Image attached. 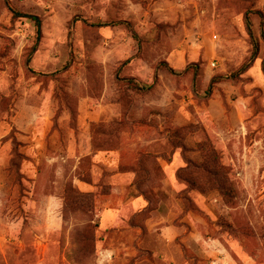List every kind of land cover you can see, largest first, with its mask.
I'll list each match as a JSON object with an SVG mask.
<instances>
[{
	"label": "rangeland",
	"instance_id": "obj_1",
	"mask_svg": "<svg viewBox=\"0 0 264 264\" xmlns=\"http://www.w3.org/2000/svg\"><path fill=\"white\" fill-rule=\"evenodd\" d=\"M11 6L0 264H264V0Z\"/></svg>",
	"mask_w": 264,
	"mask_h": 264
},
{
	"label": "trees",
	"instance_id": "obj_2",
	"mask_svg": "<svg viewBox=\"0 0 264 264\" xmlns=\"http://www.w3.org/2000/svg\"><path fill=\"white\" fill-rule=\"evenodd\" d=\"M7 5L11 8L13 14L15 17H19V18H31L35 21V24H36V27H37V34L38 36L40 37L41 36V33H42V20L39 16L37 15H31V14H28V13H24V12H20V11H17V10H14L11 6V0H5ZM127 25H129V23H127ZM130 28H132L130 25H129ZM249 32L251 35H253V31L251 30L250 26H249ZM258 45L257 43H254V48L255 50L257 49Z\"/></svg>",
	"mask_w": 264,
	"mask_h": 264
}]
</instances>
